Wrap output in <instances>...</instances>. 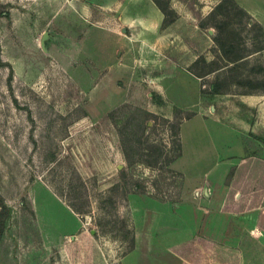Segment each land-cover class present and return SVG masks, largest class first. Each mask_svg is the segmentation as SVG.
I'll list each match as a JSON object with an SVG mask.
<instances>
[{"label":"rangeland","instance_id":"1","mask_svg":"<svg viewBox=\"0 0 264 264\" xmlns=\"http://www.w3.org/2000/svg\"><path fill=\"white\" fill-rule=\"evenodd\" d=\"M155 1L0 0V264H264V0Z\"/></svg>","mask_w":264,"mask_h":264},{"label":"crops","instance_id":"2","mask_svg":"<svg viewBox=\"0 0 264 264\" xmlns=\"http://www.w3.org/2000/svg\"><path fill=\"white\" fill-rule=\"evenodd\" d=\"M136 6H145L143 7V10H134V6L130 7L129 5L126 6H122L121 7V14L118 17V19L120 20V22H122L123 24L120 27V30L123 32L124 36H126L128 34V32H131L132 27L135 28V30L137 28H140L141 30H143L144 34L142 36V40H141V44H149L151 42H153L154 44H159L161 42H166V35L165 33H160V30L162 28V24L164 21V14L163 12L156 6V4L152 1V0H138V5ZM124 30V31H123ZM137 35H139L138 33H136ZM148 36V37H146ZM140 38H136V36L134 37H127L126 39H124L125 44L127 46V48H130V45H137L140 44ZM157 40V41H156ZM168 40H170V38H168ZM123 41V42H124ZM156 42V43H155ZM127 51L124 55H127ZM125 62V61H124ZM124 66H126V68L132 69L131 65L129 66L128 63H124L122 64ZM166 71L155 75L153 77L154 79V83H158L157 85V89L158 92L161 93H165V88H164V82L167 80H171L172 78L175 77V73H176V63H171L170 61L166 62ZM117 69V68H116ZM116 71H119L118 69ZM116 72V75H114V77H112V79H116L115 77H118ZM128 78H127V82H131L129 86L132 85L133 80L130 79V74H127ZM197 78V77H196ZM198 79V78H197ZM240 100V106L243 107H253L255 109L258 110H264V91H261L260 93H249V94H243L240 96L239 98ZM242 107H240L241 110ZM237 120L240 122V125H242V127H245L244 125L247 126V129H252V136H254V138L257 140L260 139V137L263 135L264 136V123L261 124V122L258 123V121L256 123H251V121L249 120V122L247 121V119L245 117H243L242 115H239ZM256 129V130H255ZM240 130V129H239ZM250 131V130H249ZM254 131V132H253ZM241 132L243 133V130L241 129ZM259 133V134H257ZM255 159V157H254ZM256 161V160H255ZM257 163L255 162L254 168H255V172L258 171L256 169ZM191 233V232H190ZM193 236L196 235L194 233V231L192 232ZM180 235H178V238ZM191 237H184L182 239L176 240L175 244L176 246H180L183 242L187 239H189ZM178 249V247H176ZM131 255L129 254L128 257H130ZM176 259H179L181 262L180 264H186L188 263L187 259H184L183 257H180L178 255H176ZM123 264H126L125 261L123 262Z\"/></svg>","mask_w":264,"mask_h":264},{"label":"trees","instance_id":"3","mask_svg":"<svg viewBox=\"0 0 264 264\" xmlns=\"http://www.w3.org/2000/svg\"><path fill=\"white\" fill-rule=\"evenodd\" d=\"M154 1V3L156 4V6L163 12V14L165 15V10L163 9V7H161L160 5H159V3L158 2H156L155 0H153ZM219 5V4H218ZM164 22V21H163ZM216 41H217V39H216ZM223 52L225 53L226 51L225 50H223ZM244 58V56L243 55H241V56H237V57H235V58H232L231 59V62L232 63H236V62H238V61H241L242 59ZM198 76V75H197ZM200 77V76H199ZM210 92L212 93V94H218V93H220V87H219V84L216 82H214V83H211V86H210ZM0 205L2 206V209L4 210L5 209V206H4V204L0 201ZM3 210L0 212V217H1V214L3 213ZM3 225V222H2V220H1V218H0V233H1V231H2V226Z\"/></svg>","mask_w":264,"mask_h":264},{"label":"water","instance_id":"4","mask_svg":"<svg viewBox=\"0 0 264 264\" xmlns=\"http://www.w3.org/2000/svg\"><path fill=\"white\" fill-rule=\"evenodd\" d=\"M124 31V30H123ZM44 39H45V35L43 36L42 40H41V43L43 44L44 42Z\"/></svg>","mask_w":264,"mask_h":264}]
</instances>
